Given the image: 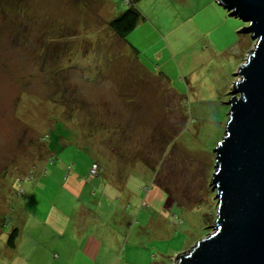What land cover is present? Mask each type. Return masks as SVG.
<instances>
[{"label":"rangeland","instance_id":"1","mask_svg":"<svg viewBox=\"0 0 264 264\" xmlns=\"http://www.w3.org/2000/svg\"><path fill=\"white\" fill-rule=\"evenodd\" d=\"M110 2L0 0V264L45 260L32 257L43 241L39 215L65 172L82 179L91 159L103 211L85 233L102 240L106 228L116 230L113 264H175L214 233L213 152L238 69L255 46L242 33L249 25L214 0ZM131 6L141 20L123 41L106 22ZM57 38L66 42L53 44ZM37 182L48 187L40 196L27 192ZM21 207L30 216L19 248L25 258L12 263L2 250ZM67 232L63 247L74 257Z\"/></svg>","mask_w":264,"mask_h":264},{"label":"water","instance_id":"2","mask_svg":"<svg viewBox=\"0 0 264 264\" xmlns=\"http://www.w3.org/2000/svg\"><path fill=\"white\" fill-rule=\"evenodd\" d=\"M255 41L232 88L229 119L212 178L214 233L175 264H264V0H214Z\"/></svg>","mask_w":264,"mask_h":264},{"label":"crops","instance_id":"3","mask_svg":"<svg viewBox=\"0 0 264 264\" xmlns=\"http://www.w3.org/2000/svg\"><path fill=\"white\" fill-rule=\"evenodd\" d=\"M101 1L105 3V6L108 4V7L111 8L110 0ZM216 13L218 14L220 12L216 10ZM99 34H101V32H97V34L94 35H96L98 39L104 41L105 44V35L101 34L99 36ZM84 38L88 41H91L89 35L85 36ZM60 41L62 40H59V42L56 41L57 43L55 44L60 45L66 42L62 41L60 43ZM52 43L54 44V42ZM93 46L95 47L97 45ZM97 51L99 53V47ZM103 55L104 50L103 54H99L98 59L102 60ZM82 148L87 152V147L82 146ZM46 157H49L50 160L49 154H47ZM93 161L94 160L91 159V163L88 168H90L91 164H93ZM44 172L45 169L40 173ZM88 172L87 175L82 179H80L74 171L65 172V176L63 177L62 181L59 184L56 182L57 196L50 200L48 208L46 207L45 214L43 216L39 215L38 219L46 230L49 240L51 237L52 242L50 241V245L54 250H52L54 254L53 256L51 255L48 246L45 244V239L42 234V227V230L36 235L41 236L43 241L41 245L33 249L32 257L35 256V258H44L45 260H39L35 264H113L115 262V258L117 257V248L114 239L116 230L114 228H106L105 232H103L101 235L102 240L99 238L98 234L94 236L85 233L86 225L89 226L90 223H93L95 227L97 226L96 224L98 223V214L103 211L98 207L101 205L102 199H95L93 197L95 189H100L102 187L100 184H98L99 180L92 181L88 178ZM99 177L101 176L99 175ZM27 186V192H33L36 194V196H40L37 190L48 188L47 186L41 185L39 182H37L34 186L30 184ZM93 205L95 207H92ZM24 211L26 210L24 208L22 209L21 207L22 220L21 223L18 222L16 225V228H18V237L15 241L14 249H9L6 247L2 250L5 259L12 263H17V258H25L24 252L19 248L21 245V238L23 237L22 229L24 228L25 230L29 223L30 216L26 215ZM104 211L106 213L111 211L112 214V210L105 209ZM70 227L74 236L71 237V240L76 244L74 246V257H68L63 247V245L67 243V231L70 229ZM17 255H20V257H17ZM54 256L57 257L56 260H54ZM29 261H31V259ZM26 262L27 261H24L25 264Z\"/></svg>","mask_w":264,"mask_h":264},{"label":"trees","instance_id":"4","mask_svg":"<svg viewBox=\"0 0 264 264\" xmlns=\"http://www.w3.org/2000/svg\"><path fill=\"white\" fill-rule=\"evenodd\" d=\"M127 6H130V4ZM140 20H141V14L136 9H134L133 6H131L126 11H124L123 13L114 17L113 19L108 20L106 23H107L108 30H110L117 37H119L120 39L125 41L126 37L129 36L131 33H133V31L136 29L137 24L139 23ZM58 40H59V38L56 39V41H58ZM50 41L52 42V40H50ZM43 43H46V41H43ZM55 43L56 42H54V44ZM130 49L132 50L133 55H138V52H137V50H135L134 47L130 46ZM57 124H59V122H57L55 124V126H57ZM47 138L48 139L50 138V133L47 135ZM87 149L89 150V148H87ZM89 152H90V150H89ZM49 162H51V157H50ZM92 165L93 164H91V166ZM91 166H90V168H91ZM90 168H89V171H90ZM88 174H89V172H88ZM115 174L118 176V171H116ZM99 175L100 174H97L96 178ZM122 176H123V174H122ZM17 237H18V228L13 227V229L9 233L8 239L5 243L6 247L9 249H14L15 241H16Z\"/></svg>","mask_w":264,"mask_h":264},{"label":"built area","instance_id":"5","mask_svg":"<svg viewBox=\"0 0 264 264\" xmlns=\"http://www.w3.org/2000/svg\"><path fill=\"white\" fill-rule=\"evenodd\" d=\"M97 170H98V167H97V165H95V164H93L92 166H91V168H90V171H89V179L90 180H93V179H95L96 178V176H97Z\"/></svg>","mask_w":264,"mask_h":264}]
</instances>
